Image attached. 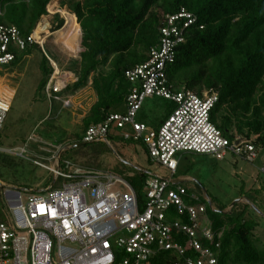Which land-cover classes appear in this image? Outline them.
<instances>
[{"label": "built area", "instance_id": "obj_1", "mask_svg": "<svg viewBox=\"0 0 264 264\" xmlns=\"http://www.w3.org/2000/svg\"><path fill=\"white\" fill-rule=\"evenodd\" d=\"M195 21L185 10L164 18L159 45L146 62L125 73L132 87L126 114H112L90 127L82 141L109 144L111 128L123 131L124 141L143 145L150 163L167 174L142 172L146 179L137 191L112 174L82 171L69 161L62 168L63 150L54 149L48 159L52 167L33 163L52 173L55 182H66L56 190L52 185L31 193L25 205L20 194L10 193L9 222L0 223V264H153L165 253L173 256L167 264H220L222 232H215L208 218V209H214L210 200L197 196L175 176L184 156L218 161L231 156L251 164L258 153L249 141L228 139L212 123L217 94L205 92L199 97L184 89L174 91L168 82L166 71L175 62L185 30ZM34 43H38L34 34L24 37L16 27L0 23V69L15 60L16 52ZM48 60L54 70L45 90L50 97L65 86L56 81L58 68ZM147 99L173 106L156 128L136 120ZM11 101L0 93V133ZM126 128L129 132H124ZM26 155L27 146L18 156ZM259 172L264 176V164ZM117 184L126 190H116Z\"/></svg>", "mask_w": 264, "mask_h": 264}, {"label": "trees", "instance_id": "obj_2", "mask_svg": "<svg viewBox=\"0 0 264 264\" xmlns=\"http://www.w3.org/2000/svg\"><path fill=\"white\" fill-rule=\"evenodd\" d=\"M51 1L0 0V23L28 37L48 15ZM60 4L68 7L81 30L77 68L74 63L67 69L76 82L62 92L76 93L91 81L97 96L83 120L80 143L90 127L104 123L116 114L111 113L113 108L126 103L132 87L125 73L146 62L159 45L164 18L185 10L196 21L176 49L175 62L166 71L168 82L174 91L184 89L199 97L217 94L212 123L228 139L244 138L257 153L264 149V0H60ZM62 26L59 21L53 32ZM34 45L16 52L10 65ZM44 54L48 66H41L40 89L45 91L54 70ZM151 100L165 104V119L171 114V103ZM230 128L234 134H228ZM145 179L141 173L139 185L129 183L139 191ZM207 215L213 230L222 232L220 264H264V249L257 248L253 236L256 225L243 211L233 206L227 212L208 209ZM171 258L170 253L161 254L153 264H167Z\"/></svg>", "mask_w": 264, "mask_h": 264}, {"label": "rangeland", "instance_id": "obj_3", "mask_svg": "<svg viewBox=\"0 0 264 264\" xmlns=\"http://www.w3.org/2000/svg\"><path fill=\"white\" fill-rule=\"evenodd\" d=\"M54 3L55 8L51 12L49 6ZM49 6V14L39 23V26H44L47 21L48 34L41 33V39H36L39 44L20 53L14 65L0 69V93L8 96L9 101L13 97L0 133V223L9 222L7 198L10 193L20 194L25 205L31 193L44 191L52 185L56 190L66 182L63 179L55 182L52 173L33 163L37 161L52 167L54 164L48 159L57 148L63 150L62 168L64 161H69L82 171L112 174L128 183L134 182L136 186L142 172L167 174L150 163L143 145L124 141L123 131L115 128L109 132V144L105 141L80 143L83 120L97 101L91 81L87 87L73 94L61 92L49 97L40 89L43 80L41 66H48L44 53L57 60L61 67H58L56 80L61 87L76 82L75 76L67 69L72 68L74 63L73 68L76 69L79 62L81 30L75 24L65 28L63 13L74 15L67 6L60 4V0H52ZM59 21H63L62 28L53 32ZM111 113L125 115V104H118ZM165 114L163 102L147 99L136 120L156 128L165 119ZM217 119L218 122L222 120L220 117ZM126 131L129 132V128ZM234 132L230 128L228 134ZM26 146L29 155L19 157L21 149ZM263 160L264 149L258 152L257 159L251 164L231 156L222 161L210 157L184 156L175 180L181 181L200 198L209 199L215 211L227 212L233 206L237 211H243L246 220L256 225L253 231L255 244L259 250H263L264 177L259 172ZM68 171L72 172L73 168ZM115 189L126 190L119 184ZM142 195H145V191H142Z\"/></svg>", "mask_w": 264, "mask_h": 264}, {"label": "bare ground", "instance_id": "obj_4", "mask_svg": "<svg viewBox=\"0 0 264 264\" xmlns=\"http://www.w3.org/2000/svg\"><path fill=\"white\" fill-rule=\"evenodd\" d=\"M55 8V3L54 4H52V5H50L49 6V10L52 12L53 11V9ZM56 11V10H55ZM52 14V13H51ZM63 15L65 16V20H70V17L67 15V14H65V13H63ZM45 24L46 25H44V26H39L36 30H35V32H34V36L36 37V39H38V41L41 39L40 38V34L41 33H46V34H48V24H47V21L45 22ZM45 38V37H44Z\"/></svg>", "mask_w": 264, "mask_h": 264}, {"label": "crops", "instance_id": "obj_5", "mask_svg": "<svg viewBox=\"0 0 264 264\" xmlns=\"http://www.w3.org/2000/svg\"><path fill=\"white\" fill-rule=\"evenodd\" d=\"M65 14H67V13H65ZM69 17H70V20H66L65 22H66V24H65V28L67 27V26H72V25H76V27H78V25H77V23L76 22H74V20H75V17L74 16H72V15H69V14H67ZM48 27H49V24H48ZM79 35H80V30H79ZM57 66V65H56ZM57 68H58V66H57ZM59 70V69H58ZM14 95V94H13ZM13 98V97H12ZM11 98V99H12Z\"/></svg>", "mask_w": 264, "mask_h": 264}, {"label": "clouds", "instance_id": "obj_6", "mask_svg": "<svg viewBox=\"0 0 264 264\" xmlns=\"http://www.w3.org/2000/svg\"><path fill=\"white\" fill-rule=\"evenodd\" d=\"M49 14V13H48Z\"/></svg>", "mask_w": 264, "mask_h": 264}]
</instances>
